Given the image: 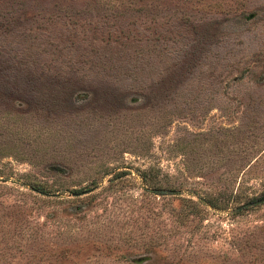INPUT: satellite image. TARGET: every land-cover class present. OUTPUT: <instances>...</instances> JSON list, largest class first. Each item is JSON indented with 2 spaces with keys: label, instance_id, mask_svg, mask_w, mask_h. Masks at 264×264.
Masks as SVG:
<instances>
[{
  "label": "rangeland",
  "instance_id": "374dc122",
  "mask_svg": "<svg viewBox=\"0 0 264 264\" xmlns=\"http://www.w3.org/2000/svg\"><path fill=\"white\" fill-rule=\"evenodd\" d=\"M0 264H264V0H0Z\"/></svg>",
  "mask_w": 264,
  "mask_h": 264
},
{
  "label": "water",
  "instance_id": "95a60500",
  "mask_svg": "<svg viewBox=\"0 0 264 264\" xmlns=\"http://www.w3.org/2000/svg\"><path fill=\"white\" fill-rule=\"evenodd\" d=\"M259 201H261V200H259ZM241 207H243V205H241V206H238V208H241Z\"/></svg>",
  "mask_w": 264,
  "mask_h": 264
}]
</instances>
